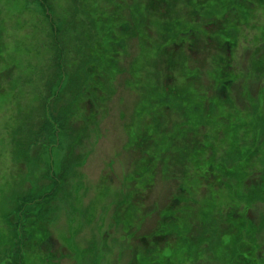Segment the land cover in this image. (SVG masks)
<instances>
[{
    "label": "rangeland",
    "instance_id": "374dc122",
    "mask_svg": "<svg viewBox=\"0 0 264 264\" xmlns=\"http://www.w3.org/2000/svg\"><path fill=\"white\" fill-rule=\"evenodd\" d=\"M229 1L0 0V264H261L264 0Z\"/></svg>",
    "mask_w": 264,
    "mask_h": 264
},
{
    "label": "flooded vegetation",
    "instance_id": "af4514ba",
    "mask_svg": "<svg viewBox=\"0 0 264 264\" xmlns=\"http://www.w3.org/2000/svg\"><path fill=\"white\" fill-rule=\"evenodd\" d=\"M230 3V8L228 10V12L224 13L223 14V18L221 19L219 17V14H217V12L215 13L214 17H213V22H212V28H213V25L215 23V18L218 17L219 20H221L222 22L225 23V26L227 25V20L229 18H232L233 20H235L236 18V15L238 13L237 11V7L240 6V5H247L248 7L252 8V7H255L256 6V0H230L229 1ZM216 10L214 9V12ZM215 26V25H214ZM225 26H222L221 27V32H216L215 35H216V40H218L219 42H222V43H226L229 45L232 44V41L228 38H226L225 40H221L219 38V34H223V35H235L236 32H228L229 30H232L233 28H228V26L225 28ZM191 34H194L191 30H190ZM198 32V30H197ZM183 38H193V36H188V33L187 32H183ZM199 39V36H197V40ZM196 40V39H195ZM190 45H193L192 43ZM223 48V47H222ZM198 54V52H197ZM230 56H226L227 57V60L229 61V59L231 58V53H229ZM227 74L230 76L231 74L229 72H227ZM222 76V75H221ZM220 76V79L222 78ZM235 82H237L235 80ZM233 83V80L231 78H229L228 80H223V86L225 87H230ZM234 92V91H233ZM264 134H259V138H262ZM246 170H248V168H246ZM245 170V171H246ZM258 173V171H255ZM251 205L249 204V207H248V204L245 205V208L248 207V210H247V219H248V228H249V231L247 232V235L249 236L250 234H252V230L254 231H257V224H256V220L258 218V216L264 211V197H257V198H252L251 201H250ZM27 217L29 216H25L24 214H21L20 218L22 219V226H21V232H23V230L25 229V231H29L27 229V223H25V221L27 220ZM34 217V216H32ZM245 218V221L247 220ZM33 227V226H32ZM262 231V229H261ZM260 231V232H261ZM261 234V233H260ZM13 240V239H12ZM248 241V244H246L243 248H247V250H249L248 252L250 253V251L252 250V242L250 241V238L247 239ZM20 243L21 245L23 244V236L20 238ZM43 243H48V241L46 240H43ZM262 253L263 255L261 256L262 258V261H261V264H264V249H262ZM250 257V255H249ZM259 257H255V262H256V259H258ZM8 264H24V261H23V253L21 252V256L19 257V259H17L16 257H11L9 258L8 260Z\"/></svg>",
    "mask_w": 264,
    "mask_h": 264
}]
</instances>
